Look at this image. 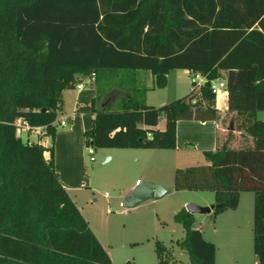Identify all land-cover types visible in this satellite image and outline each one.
I'll return each instance as SVG.
<instances>
[{"label": "trees", "instance_id": "trees-1", "mask_svg": "<svg viewBox=\"0 0 264 264\" xmlns=\"http://www.w3.org/2000/svg\"><path fill=\"white\" fill-rule=\"evenodd\" d=\"M105 69L132 70L138 87L126 91L121 109L111 107L114 94L93 107L85 142L97 148H176L177 122L214 119L211 85L226 82L236 127L252 143L206 151L208 163L175 170L174 188L213 191L220 204L214 213L254 192V251L264 264V120L257 117L264 110V0H0V264H113L60 181L54 148L47 160L16 126L18 118L46 126L54 139L63 91L94 74L101 97ZM171 69L206 82L148 105L137 73L151 71L163 88ZM175 219L185 228L177 243L191 264H216V244L194 227V214L182 208ZM158 251L166 264L163 247Z\"/></svg>", "mask_w": 264, "mask_h": 264}, {"label": "rangeland", "instance_id": "rangeland-1", "mask_svg": "<svg viewBox=\"0 0 264 264\" xmlns=\"http://www.w3.org/2000/svg\"><path fill=\"white\" fill-rule=\"evenodd\" d=\"M168 74L171 76L167 78L165 87L149 89L146 98L148 103L154 106L164 105L184 97L195 87L193 72L188 69H171ZM89 82H93L97 89L95 79ZM137 87L138 79L132 70H102L98 89L103 95L97 99L95 106L102 107L106 94H114L117 100L111 107L113 110L121 109V98L125 97L126 91H134ZM222 91L225 90L220 92ZM75 93L73 90L65 92L66 104L58 111L57 132L52 142L55 143L56 138L58 145L65 142L63 169L71 176H75L78 171V180L84 182L80 184L86 185L83 190L70 193L109 253L112 263L160 264L158 246H162L161 254L167 258L166 264H191L189 253L177 243L184 238L185 228L175 219V214L188 203L201 206L216 205L215 193L210 190H176L174 175L177 167H173L177 164L174 163L175 159L171 157L167 160V157H164L161 158L164 162L152 161L150 153L153 151L149 149L124 150L90 145L95 149V160H92L84 134L92 125L81 131V121L76 120L74 115ZM59 119H64L67 125L62 126ZM165 126L166 120L162 116L159 127L164 130ZM65 133H69L70 141L64 138L62 142L60 137ZM18 135L24 142H37L39 138L35 132L23 130H19ZM251 143V137L242 138L240 145L236 147ZM159 151L166 155L175 153L170 149ZM44 154L47 156L49 152L44 151ZM136 179L146 183L156 182L155 186L161 187L164 194L160 197H145L141 202L129 206L126 193L135 184ZM184 200L187 202L183 203ZM207 201L214 203L205 205ZM238 224L240 229L234 226ZM193 225L202 230L207 240L216 244V264H252V259L256 256L253 230L254 192H241L239 205L234 209L228 208L217 213H214V210L206 214L194 213ZM226 225L230 227L227 234L222 228ZM250 258L252 259L249 261Z\"/></svg>", "mask_w": 264, "mask_h": 264}, {"label": "crops", "instance_id": "crops-1", "mask_svg": "<svg viewBox=\"0 0 264 264\" xmlns=\"http://www.w3.org/2000/svg\"><path fill=\"white\" fill-rule=\"evenodd\" d=\"M191 72V71H190ZM138 76H142L144 78L145 86L147 87V92L145 96V101L147 98V93L149 89L155 88V77L151 71H139ZM171 76L170 74L167 75V78ZM92 79L91 76L83 77L79 75L77 77V84L82 83L83 88L79 89L77 86L73 89H66L63 91L62 99L63 103L61 108L66 104V98H65V92L67 90H73L75 91L74 96V104H76V107L74 108V115L76 120L81 121V131H85L88 129V125H93V119L95 114L93 113L92 109L95 106V102L97 101L98 97L96 95L97 89H95V85H93V82H89ZM225 90V89H221ZM106 97L103 98V100ZM102 100V101H103ZM148 105L150 104L146 101ZM217 114L214 119L211 120H197V119H181L177 122V146L174 149L175 153H172V155H166V153H163V151H159L162 149H149L152 150L153 153H150L152 156V161L156 162H164L161 161V158L167 157V160H170L171 157L175 159L173 167L177 168H186L189 166L194 165H203L208 162L207 157L205 155L206 151H215L219 147H221L224 143H228L230 146H238L240 145V141L242 138L248 139L250 136L243 132L242 130L237 129L236 124L238 121V116L236 112L230 111L228 108V93L225 90L224 92H217ZM76 112V113H75ZM90 114V115H89ZM87 116L89 118H87ZM257 117L260 120H264V110H261L257 113ZM63 120V119H59ZM161 121V119H160ZM159 121V124H160ZM91 123V124H90ZM158 124V128L160 129ZM92 128V127H91ZM90 128V129H91ZM163 130V129H160ZM87 131V130H86ZM85 131V132H86ZM84 132V134H85ZM69 133H65L61 135L60 140L62 139V142H64V138L69 139ZM65 143V142H64ZM64 143L57 144V138L55 139V143L53 142V150H54V164H55V170L56 173L59 176L60 181L63 183L65 188L68 190L69 194L71 195V191H80L86 188V185H83L84 182H80L78 180V171L75 176H71L69 174L65 173V170L62 166V159H64ZM63 145V146H62ZM124 150H128L127 148H124ZM45 157H48V155ZM113 156H111L110 159H112ZM158 159V160H157ZM177 165V166H175ZM176 168V169H177ZM137 180L135 181V184L129 189V191L126 193L127 200H132L131 204L135 205L139 202H141L143 199L149 198V197H156L157 194L160 192L161 187H157L155 185L156 182H144L143 180L140 182V184H137ZM80 183H83L82 185ZM162 189V188H161ZM135 190H146L148 191V194L144 197H140L138 193L133 196V192ZM133 196V197H132ZM72 197V195H71ZM146 197V198H145ZM187 200H184L183 203H186ZM205 205H212L214 203L213 201H207L205 202ZM90 223V222H89ZM91 226V225H90ZM238 229L241 228V226L234 225ZM224 228L223 232L228 233L230 230V227L228 225L222 226ZM202 231V230H201ZM220 243V242H216ZM217 259V257H216ZM252 258L248 259L249 261ZM252 264H261L257 255L254 256L252 259Z\"/></svg>", "mask_w": 264, "mask_h": 264}, {"label": "built area", "instance_id": "built-area-1", "mask_svg": "<svg viewBox=\"0 0 264 264\" xmlns=\"http://www.w3.org/2000/svg\"><path fill=\"white\" fill-rule=\"evenodd\" d=\"M193 75H194V79H195L193 81L195 84L194 89L198 91V90H200L202 85L206 82V77L200 73H195V72H193ZM91 77H92V79H94V74ZM77 87L79 89H82L83 84L79 83L77 85ZM225 88H226V82L224 80L214 81V84L211 85V89L216 93L221 91V89H225ZM59 122L62 126L67 125V123L64 119L60 120ZM16 126L18 128V131L23 130L26 132H35L38 135V137H39L38 141L37 142L31 141V142L37 143L38 145L43 147V149L45 151H48L49 155H48V157H46V159L49 160L51 148L53 147V142H52V136L49 133L48 128L46 126H43V125H31L27 120L22 119V118H18L16 120ZM88 147H89V153L91 154V159L95 160V156H94L95 149L90 147V146H88ZM140 182L141 181L138 179L137 184H140Z\"/></svg>", "mask_w": 264, "mask_h": 264}, {"label": "water", "instance_id": "water-1", "mask_svg": "<svg viewBox=\"0 0 264 264\" xmlns=\"http://www.w3.org/2000/svg\"><path fill=\"white\" fill-rule=\"evenodd\" d=\"M160 192L157 194L158 197L162 196L164 194V190L163 189H159ZM138 193L139 195V198L140 197H144L145 195L148 194V191L146 190H135L133 192V196H135L136 194ZM132 196V197H133ZM132 200H127V203L129 206H132L131 204ZM216 207H220V204H217V205H212V206H201V205H198L196 203H188L186 205V209L190 212V213H200V214H206V213H210L212 212Z\"/></svg>", "mask_w": 264, "mask_h": 264}]
</instances>
